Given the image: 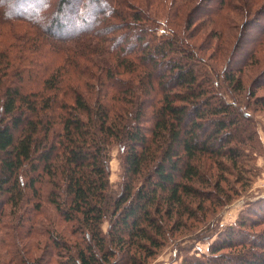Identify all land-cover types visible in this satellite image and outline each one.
<instances>
[{
	"label": "trees",
	"instance_id": "trees-1",
	"mask_svg": "<svg viewBox=\"0 0 264 264\" xmlns=\"http://www.w3.org/2000/svg\"><path fill=\"white\" fill-rule=\"evenodd\" d=\"M224 27L233 34L219 69L201 50ZM263 46L264 0H0V219L33 202L18 214L30 233L31 210L47 202L81 235L68 246L50 230L63 264H145L167 220L237 193L204 174V159L229 162L237 182L252 168L253 91L232 92ZM113 144L122 173L109 191ZM186 198L200 199L196 210ZM244 214L255 217L179 264H264V198Z\"/></svg>",
	"mask_w": 264,
	"mask_h": 264
},
{
	"label": "rangeland",
	"instance_id": "rangeland-1",
	"mask_svg": "<svg viewBox=\"0 0 264 264\" xmlns=\"http://www.w3.org/2000/svg\"><path fill=\"white\" fill-rule=\"evenodd\" d=\"M88 18V15H85ZM90 17V16H89ZM234 17V15H233ZM232 18V17H231ZM236 18V17H235ZM90 19V18H89ZM207 20V18L205 19ZM209 22V21H207ZM204 22V29L198 35H203L206 38L207 28L210 24ZM229 23L227 22V25ZM218 26V25H216ZM255 25H251L249 30L255 34ZM223 35L219 38L211 37L208 47H204L202 56L212 66L221 67V59L223 60L226 55L223 53L228 52V47L232 42L231 28L224 27L222 29ZM197 35V36H198ZM194 38V41H199L201 38ZM213 39V40H212ZM212 43V44H211ZM205 46V45H203ZM201 46V47H203ZM220 46V48H219ZM221 49V53L220 50ZM223 50V51H222ZM240 49L238 50V53ZM222 54V55H219ZM232 65L243 66L242 54L235 57ZM264 65V46L251 60L249 64L242 67L239 75L241 79V91L233 90L232 94L237 97L238 93H241L242 97L248 95L246 90L250 86V90L253 91L252 98L255 103L250 102V113L256 121L257 137L259 139L260 151H254L252 158L249 162V172L244 173L243 180L237 182L235 180L236 170L231 168L229 162L221 160L224 163V169L218 168L210 160L204 159V167L202 169L204 174L206 173L208 178L211 176V181L219 182V187L227 191L230 187L234 188L237 193L231 196L229 203L225 206H216L206 200H201L203 209L196 211L197 217L189 218L187 215H183L177 218L172 217L167 220L166 227L169 229L165 234L163 244L158 247L149 257L143 258L145 264H179L182 259L187 255H200L207 254L208 245L220 236L225 230V227L236 223V220L240 216L252 217V214L247 213L248 207L256 204L259 199L264 198V105H257V102H264V71H261ZM235 74V75H237ZM256 77V78H255ZM260 77V78H259ZM259 78V80H258ZM258 80V81H257ZM245 92V93H244ZM263 98V99H262ZM246 98L243 100L245 101ZM109 173L108 183L109 191H115L118 188V184L121 180L122 163L119 148L116 144H113L109 149V161H108ZM248 167V165H247ZM200 186V189H205ZM211 189V188H210ZM200 201L198 198H186V204L196 210V204ZM30 208L34 206L33 202L26 204V200L22 199L20 203V209ZM5 207V206H4ZM17 209V214L13 217L3 215L0 219V256L2 257L3 264H26L28 261H34L37 264H63L66 263L67 250L63 244L62 247L55 246L53 236L56 233H50L56 227L61 233H57L63 243L70 246L74 242H78L81 235L75 234L73 236L72 226L64 223L58 216L53 206L47 202H41V211L34 212L31 210V216L34 220V226H31L30 233L27 224L18 225L19 213L21 210ZM29 209V210H30ZM8 210V207H7ZM203 212V213H201ZM243 214V215H242ZM107 222L105 221L102 227L105 229ZM253 231H257L254 228ZM58 238V239H59ZM6 250V253L4 252ZM141 252V251H140ZM137 256V251L134 250ZM142 257V254H141ZM142 259V258H140Z\"/></svg>",
	"mask_w": 264,
	"mask_h": 264
}]
</instances>
